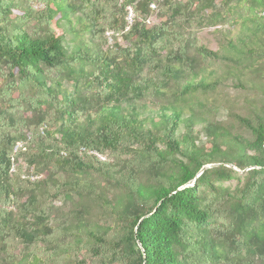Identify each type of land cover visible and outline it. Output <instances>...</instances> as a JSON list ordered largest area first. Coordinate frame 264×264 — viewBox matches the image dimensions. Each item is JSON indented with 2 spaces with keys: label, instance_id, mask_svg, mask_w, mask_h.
<instances>
[{
  "label": "trees",
  "instance_id": "obj_1",
  "mask_svg": "<svg viewBox=\"0 0 264 264\" xmlns=\"http://www.w3.org/2000/svg\"><path fill=\"white\" fill-rule=\"evenodd\" d=\"M232 68L264 96V0H0V264H264V98L188 100Z\"/></svg>",
  "mask_w": 264,
  "mask_h": 264
},
{
  "label": "rangeland",
  "instance_id": "obj_2",
  "mask_svg": "<svg viewBox=\"0 0 264 264\" xmlns=\"http://www.w3.org/2000/svg\"><path fill=\"white\" fill-rule=\"evenodd\" d=\"M24 5L25 3L22 2ZM30 5V3H29ZM153 10L154 7L151 6ZM154 15V14H153ZM71 20L73 22L74 29L79 28V25L77 24L75 20V16H71ZM129 22V21H128ZM131 22V21H130ZM129 22V23H130ZM150 23H152V19L150 20ZM231 25V26H230ZM63 29H64V41L66 43L68 51L75 49L77 45V38L74 37L73 33L68 30V26L66 23L63 22L62 24ZM223 29L228 30H223V34L219 32L218 30H221L220 26H208V27H199L195 28L191 31L192 35L197 37L202 44H204L207 48L210 50H219L220 45L223 41V44L225 43L226 39L230 37H235L238 33V25L232 26V24H227ZM107 36V43L108 44H113L114 39L111 38L108 33H106ZM83 38L86 39L87 35H83ZM117 44H122V39L118 36L116 39ZM221 51V49L219 50ZM263 62V61H262ZM232 75L226 76L227 73L221 72L220 74L222 75L221 77H224L223 80V85L218 87L214 92L205 95L201 92L194 93L188 97V100L191 102H196V101H202V102H207V103H213L218 107V112L215 115L218 120H224L229 121L227 112L230 110H234L239 114L246 115L250 114L252 108H257L261 100L264 98V96L261 93L255 92L251 88H243L238 84V82H241L242 84L246 85L245 83V74L246 70L241 71V69L237 68H232ZM254 100V106L249 105L248 102ZM204 116V114H203ZM208 119H211L214 117V115L209 114L206 115ZM181 129V128H180ZM205 138L203 137L202 140ZM22 171L26 174V171H28V174L30 176L32 175L33 178H40L42 176L41 172H36L34 170V167H28L27 165L23 164L22 162L20 163ZM31 169V170H30ZM31 179V178H30ZM233 183V182H232ZM57 209H61L62 205L60 202H56L54 204ZM56 213V212H55ZM95 219V217H93ZM16 256H20L21 253L19 250L15 252Z\"/></svg>",
  "mask_w": 264,
  "mask_h": 264
},
{
  "label": "built area",
  "instance_id": "obj_3",
  "mask_svg": "<svg viewBox=\"0 0 264 264\" xmlns=\"http://www.w3.org/2000/svg\"><path fill=\"white\" fill-rule=\"evenodd\" d=\"M38 7V5L36 6ZM131 10L129 9V13L127 15V20L130 22L131 21ZM109 35V34H108ZM23 146V143H18L14 146L13 148V153H15L16 151H18L19 149H21ZM95 154V153H94ZM98 157L102 158L100 155L96 154ZM31 179H34L33 177Z\"/></svg>",
  "mask_w": 264,
  "mask_h": 264
},
{
  "label": "water",
  "instance_id": "obj_4",
  "mask_svg": "<svg viewBox=\"0 0 264 264\" xmlns=\"http://www.w3.org/2000/svg\"><path fill=\"white\" fill-rule=\"evenodd\" d=\"M216 165H218V164H216ZM227 166H231V165H229V164H226ZM210 166H212V165H207V166H205V167H210Z\"/></svg>",
  "mask_w": 264,
  "mask_h": 264
}]
</instances>
